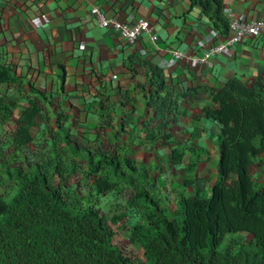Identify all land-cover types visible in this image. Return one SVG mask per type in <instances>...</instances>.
<instances>
[{
	"label": "crops",
	"instance_id": "obj_1",
	"mask_svg": "<svg viewBox=\"0 0 264 264\" xmlns=\"http://www.w3.org/2000/svg\"><path fill=\"white\" fill-rule=\"evenodd\" d=\"M221 3L226 24L230 16L264 19V0ZM94 7L109 19H147L157 40L144 34L127 44L97 26ZM215 21L192 0H0V65L14 67L18 79L0 83V99L12 103L10 119L0 116V150L13 153L9 141L16 121L37 101L42 111L29 126L33 138L47 136L60 123L78 147L120 149L145 166L165 215L172 217L184 198L203 196L219 181L220 130L207 118L217 108L216 93L236 79L264 100V35L244 39L212 57L208 66L175 60L168 52L201 54L222 42L228 28ZM158 76L179 110L176 122L164 129L170 138L161 139L156 132L157 138L149 141L145 124L153 111L147 96L149 82ZM262 159L255 161L252 173L263 184ZM191 162H196L193 169ZM13 166L0 159V176L6 181L5 168ZM115 201L101 202L100 215Z\"/></svg>",
	"mask_w": 264,
	"mask_h": 264
},
{
	"label": "trees",
	"instance_id": "obj_2",
	"mask_svg": "<svg viewBox=\"0 0 264 264\" xmlns=\"http://www.w3.org/2000/svg\"><path fill=\"white\" fill-rule=\"evenodd\" d=\"M192 3L228 28L221 0ZM17 80L14 67L0 65V83ZM147 99L153 111L145 124L147 139L154 141L156 132L169 139L164 129L176 122L179 106L159 76L149 82ZM213 100L217 108L207 118L220 130L219 181L203 196L184 198L172 217L165 215L145 166L120 149L78 147L60 123L47 136L33 138L29 126L42 109L30 102L9 141L28 162L26 169L5 168L14 193L0 194V264H264V183L252 173L261 156L264 166V100L236 79ZM10 107L0 99V116L10 119ZM82 190L86 195L78 199ZM111 200L118 201L119 210L104 221L98 206ZM118 232L128 234L142 261L118 245ZM236 235L249 240L230 239L223 248Z\"/></svg>",
	"mask_w": 264,
	"mask_h": 264
},
{
	"label": "built area",
	"instance_id": "obj_3",
	"mask_svg": "<svg viewBox=\"0 0 264 264\" xmlns=\"http://www.w3.org/2000/svg\"><path fill=\"white\" fill-rule=\"evenodd\" d=\"M93 13L99 28L111 30L127 44H134L144 34L149 35L153 42L157 40V36L152 32L150 22L145 18H138L136 21L128 23L115 18H106L98 7L93 8ZM228 32L227 38L212 45L201 54L191 55L179 49H172L168 52L175 60H185L200 66H208L212 57L225 53L244 39L264 35V19L240 21L230 16L228 19Z\"/></svg>",
	"mask_w": 264,
	"mask_h": 264
},
{
	"label": "rangeland",
	"instance_id": "obj_4",
	"mask_svg": "<svg viewBox=\"0 0 264 264\" xmlns=\"http://www.w3.org/2000/svg\"><path fill=\"white\" fill-rule=\"evenodd\" d=\"M21 153V154H20ZM20 153H15L14 152H9L8 148L7 150L1 151L0 150V159L2 158H7L10 162H12V164H14V166H22L24 169H26V165L28 160L26 159V155L23 154V151H21ZM8 154V155H7ZM259 175V174H257ZM263 179V178H262ZM73 182L78 181V178H74V180H72ZM14 193V183L13 182H7L5 179V175L4 176H0V194L4 195L6 197L12 195ZM119 210V203L117 201H115L114 203H112L110 205V209L108 210V212L102 213L101 214V218L104 221H108L109 219H111L113 217V215H115V213H117ZM111 227L113 228V230L115 232H117V225H111ZM116 242L118 243V245L123 246L126 251H131L133 252V254L136 256V258L138 260H143L142 257V251L141 250H137L132 248L129 243H128V234L124 233V234H120V232H118L116 234ZM230 239H234L238 242H242V243H247L249 240V237H247L246 235H236L235 237H229L226 242L223 245V248L225 247L227 241H229Z\"/></svg>",
	"mask_w": 264,
	"mask_h": 264
}]
</instances>
